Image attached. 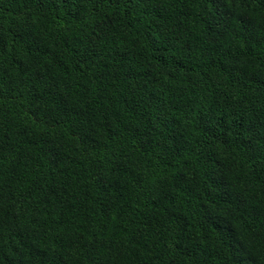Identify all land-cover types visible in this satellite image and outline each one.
<instances>
[{"label":"trees","instance_id":"16d2710c","mask_svg":"<svg viewBox=\"0 0 264 264\" xmlns=\"http://www.w3.org/2000/svg\"><path fill=\"white\" fill-rule=\"evenodd\" d=\"M0 264H264V0H0Z\"/></svg>","mask_w":264,"mask_h":264}]
</instances>
